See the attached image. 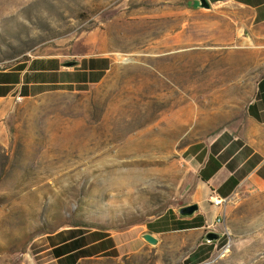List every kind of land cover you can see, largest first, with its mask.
Instances as JSON below:
<instances>
[{"label": "rangeland", "instance_id": "1", "mask_svg": "<svg viewBox=\"0 0 264 264\" xmlns=\"http://www.w3.org/2000/svg\"><path fill=\"white\" fill-rule=\"evenodd\" d=\"M184 2L0 0V71L114 59L83 90L0 97V264H69L49 250L68 230L117 250L74 264H184L186 252L143 249V232L193 202V146L244 120L264 77V42ZM234 195L231 246L201 264H264V193Z\"/></svg>", "mask_w": 264, "mask_h": 264}, {"label": "crops", "instance_id": "2", "mask_svg": "<svg viewBox=\"0 0 264 264\" xmlns=\"http://www.w3.org/2000/svg\"><path fill=\"white\" fill-rule=\"evenodd\" d=\"M203 1L208 7H203L201 0H185L186 11L217 14L250 40L264 42V0ZM68 64L59 57H44L32 60L23 70L0 71V97L19 93L28 98L53 90H83L101 83L112 70L114 59L107 54L82 56L70 63L73 66ZM192 151L199 163V180L194 200L187 206L195 204L198 211L187 217L167 212L150 222L143 235L150 233L159 243L155 247L143 240V249L165 245L173 252H186L184 264H201L218 249V244L204 241L208 226L221 215L212 198L238 192L264 193V77L247 106L244 120L206 146H193Z\"/></svg>", "mask_w": 264, "mask_h": 264}, {"label": "trees", "instance_id": "3", "mask_svg": "<svg viewBox=\"0 0 264 264\" xmlns=\"http://www.w3.org/2000/svg\"><path fill=\"white\" fill-rule=\"evenodd\" d=\"M26 66H20L24 69ZM33 68V67H32ZM92 240L85 241L79 230H68L60 232L56 236L49 237V244L53 247L54 256L59 259L69 260V264H74L78 260L95 255H105L117 257V250L113 239L109 234L97 232ZM57 239H59L57 241ZM88 249V250H87Z\"/></svg>", "mask_w": 264, "mask_h": 264}, {"label": "built area", "instance_id": "4", "mask_svg": "<svg viewBox=\"0 0 264 264\" xmlns=\"http://www.w3.org/2000/svg\"><path fill=\"white\" fill-rule=\"evenodd\" d=\"M234 199H235V195L226 198H221V197L212 198V204L221 209V215L217 218V220L213 224L208 226L207 233L209 232L218 233L221 236L220 240L224 238H227L228 240L227 243L220 249L218 254L222 252H227V250L231 246L230 232L225 224V218L228 212V208L230 204L233 203ZM220 240L218 242H220Z\"/></svg>", "mask_w": 264, "mask_h": 264}, {"label": "water", "instance_id": "5", "mask_svg": "<svg viewBox=\"0 0 264 264\" xmlns=\"http://www.w3.org/2000/svg\"><path fill=\"white\" fill-rule=\"evenodd\" d=\"M201 3L203 5V7H208L207 4H205L203 0H201ZM67 66L71 67V66H73V64H68ZM197 211H198V206L194 204V205H190V206L182 208L180 210V215L185 216V217L192 216ZM220 238H221L220 234L214 233V232H209L205 235L204 241L206 243L213 244V243L218 242L220 240ZM143 239L147 243H149L150 245H153V246H156L159 243V240L151 234L144 235Z\"/></svg>", "mask_w": 264, "mask_h": 264}]
</instances>
